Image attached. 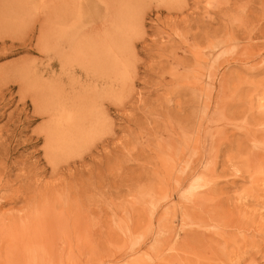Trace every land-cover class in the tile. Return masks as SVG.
I'll list each match as a JSON object with an SVG mask.
<instances>
[{
	"label": "rangeland",
	"instance_id": "rangeland-1",
	"mask_svg": "<svg viewBox=\"0 0 264 264\" xmlns=\"http://www.w3.org/2000/svg\"><path fill=\"white\" fill-rule=\"evenodd\" d=\"M46 1L0 0V264H264V0H68L57 25L73 49L61 46V58L78 42L92 56L111 21L116 74L100 82L59 59L42 77ZM94 8L100 20L89 23ZM45 81L69 94L57 124L34 95ZM120 83L126 95L107 92ZM44 132L65 133L52 154ZM54 152L65 166L47 163ZM26 186L41 191L32 204L57 202L49 221L25 204L34 193L12 198ZM61 198L91 213L59 227Z\"/></svg>",
	"mask_w": 264,
	"mask_h": 264
},
{
	"label": "bare ground",
	"instance_id": "bare-ground-1",
	"mask_svg": "<svg viewBox=\"0 0 264 264\" xmlns=\"http://www.w3.org/2000/svg\"><path fill=\"white\" fill-rule=\"evenodd\" d=\"M71 1V0H70ZM67 2H68V0L67 1H64V0H55V1H50V4L48 5V2L46 1V3H47V9L49 8V6H51L49 9V11H47V13H45V24H44V38L42 37V40H40V41H42V48H43V54H44V56H45V58L47 59V65L44 67V70H43V76L42 77H47V79H48V76H49V78H50V74H51V69L53 68V66H54V62H55V60L56 59H59V61L61 62V61H63V62H65V63H67L68 64V62H69V65H70V63L72 62V64H74V66L76 67V69L78 70V71H80L82 74L83 73H85L87 76H88V79H89V76H90V78H94L97 82H100L101 80H103V81H106L107 79H110L111 77H114L115 76V74H116V72L114 71L113 72V74H112V76L110 77V75H107L108 73H107V71L108 70H110V67L109 68H107L108 67V59H107V55H106V52L105 51H107L108 49H109V43H108V35H110L109 34V32L108 33H106V31H108V28H109V24L111 23V21H109V24H103L102 26L100 25V27L99 28H97L96 30L97 31H100V33H98V35L94 38V40L92 41V44L96 47V48H93V52L91 53V52H89L92 56H90V57H86L85 56V54H83V50H80V49H83V48H85V45H81L80 44V42H78V39L77 38H75L74 39V41L75 42H78L77 43V45H78V48H74V50H72L71 52H70V54H68V56L67 57H63V58H61L63 55L60 53V50H59V48L61 47V46H68V48L69 49H73L72 48V46H71V44L69 43V42H66L65 44H64V42H63V40H62V38H61V36H60V31H59V28H60V25H57V23L59 24V18H60V16L61 15H67L68 14V9H69V7H67ZM42 3V2H41ZM90 5V3L89 4H87L86 6H89ZM108 5V4H107ZM44 6V5H43ZM43 8V7H42ZM106 8H108L107 6H106ZM44 10V9H43ZM42 11V10H41ZM46 11V10H45ZM74 11V10H73ZM72 13V12H71ZM72 14H74V13H72ZM75 15V14H74ZM112 17H114V16H112ZM112 17H111V19H112ZM92 19V21H90L89 23H91V22H96V21H99L100 20V14H99V11L96 9V8H94V14H93V16L91 17ZM157 18V17H156ZM159 19V18H158ZM157 19V20H158ZM57 20H58V22H57ZM61 21V20H60ZM79 21V20H78ZM112 22H115V18H114V20L112 21ZM88 23V22H87ZM117 23H119V22H117ZM71 26V25H70ZM117 26V25H116ZM41 27V26H40ZM121 27V26H120ZM115 28V27H114ZM95 29V28H94ZM63 30V29H62ZM65 30V29H64ZM63 30V31H64ZM42 31V30H41ZM71 33V32H70ZM155 33V32H154ZM108 34V35H107ZM115 35V34H114ZM156 35V34H155ZM159 35V34H158ZM158 37V36H157ZM79 39L81 38V37H78ZM153 38V37H152ZM68 41V40H67ZM141 41H142V39H141ZM149 42H150V40H149ZM74 43V42H73ZM86 44V43H85ZM151 46H152V48H154L153 46H155L156 47V39H154L153 41L151 40ZM164 45V44H163ZM93 46V47H94ZM74 47V46H73ZM146 47V46H145ZM41 48V49H42ZM4 49V48H3ZM79 49V50H78ZM164 49H166L165 47H160L159 48V50L160 51H163ZM88 54V53H87ZM89 54V55H90ZM173 61V60H172ZM171 61H169L168 63H167V65L170 63ZM37 63V62H36ZM64 63V64H65ZM58 64H59V62H58ZM64 64H63V66H64ZM62 65V64H61ZM60 65V66H61ZM73 66V65H72ZM136 66V65H135ZM169 66V65H168ZM38 67V66H37ZM66 67H69V66H66ZM167 67V66H166ZM184 67V66H183ZM190 67V66H189ZM188 67V68H189ZM24 68V67H23ZM29 68V67H28ZM31 68H32V66H31ZM39 68V67H38ZM74 68V67H73ZM113 68V67H112ZM162 68H163V70L165 69V67L163 66V67H161V70H162ZM32 69H34V68H32ZM63 69V68H62ZM66 69V68H65ZM72 69V68H71ZM75 69V70H76ZM28 70H30V69H28ZM68 70H70V69H68ZM149 70V69H148ZM182 70V69H181ZM17 71H19V69L17 70ZM29 72V71H28ZM27 72V73H28ZM36 73H38L37 72V70L35 71ZM69 72V71H68ZM72 72H73V70H72ZM110 72V71H109ZM112 72V71H111ZM165 72V71H164ZM63 73V72H62ZM25 74V73H24ZM30 74H32V71H31V73ZM29 74V75H30ZM84 74V75H85ZM17 75V74H16ZM57 75V74H56ZM77 75V71H74V77ZM85 75V76H86ZM179 75V74H178ZM24 76V75H23ZM51 76H53V75H51ZM120 76V75H119ZM181 76V75H180ZM26 77H27V75H26ZM72 77V76H71ZM110 77V78H109ZM198 77V76H197ZM196 77V78H197ZM1 78V77H0ZM178 78V77H177ZM20 79V78H19ZM43 79H45V78H43ZM64 79V78H63ZM113 79V78H112ZM114 79H117V77L116 78H114ZM179 79H181V78H179ZM34 80V79H33ZM32 80V81H33ZM72 80V79H71ZM87 80V79H86ZM91 80V79H90ZM169 79H167V81H168ZM176 80V79H175ZM202 80V79H201ZM9 81V80H8ZM14 81V80H13ZM12 81V82H13ZM22 81V80H21ZM52 81V80H51ZM51 81H45V82H47V83H39L38 84V87H37V85H36V89L34 88V92H35V94L34 95H38V94H40V92L42 91L43 93H44V96L45 97H43V100L41 101V103L42 102H46V104H45V108L44 109H42L41 110V112H40V114H41V116H44V117H46V118H48V122L49 123H51V122H53V123H56V122H58V117L56 116V114H55V112H56V109H58L59 107H63V103H64V100H65V95H64V92H63V88H62V85L61 86H59L60 87V94H59V96H58V93H59V88L57 87V85L52 89L53 91H54V94H55V96L52 94V92L50 91V88L52 87V86H54L53 85V83H51ZM61 81H62V79H61ZM65 81V80H64ZM67 81V80H66ZM68 81H70V80H68ZM112 81V80H111ZM53 82H54V80H53ZM92 82V83H91ZM91 82L89 81V83H86V85H87V87L89 88V87H91L92 85H93V80H91ZM136 82V81H135ZM135 82H133V83H135ZM7 83V82H6ZM8 83H10V82H8ZM23 83V82H22ZM32 83V82H31ZM38 83V82H37ZM58 83V82H57ZM66 83V82H65ZM74 83V81H72V82H69V84H68V82H67V84L69 85V87H70V89H72V88H74V85H72ZM59 84H60V82H59ZM62 84V83H61ZM86 85H85V87H86ZM108 85V84H107ZM119 86V88H120V90H117V89H115L114 88V86L116 87V84H111V85H108V90H107V92H110V93H113V92H116V91H119L120 93H122L123 95H126L127 93H128V91H127V88H125L124 87V85L123 84H118ZM67 86V85H66ZM94 86V85H93ZM149 86V85H148ZM198 86V85H197ZM202 86V85H201ZM23 87H25V85H23ZM200 87V86H199ZM65 89V88H64ZM91 89V88H90ZM196 89H198V88H196ZM28 90V89H27ZM26 90V91H27ZM29 90H31L30 88H29ZM98 90V89H97ZM78 91H79V89H78ZM104 91H106V88H103L102 89V92H104ZM89 92V91H88ZM101 92V94H104V93H102ZM66 93V92H65ZM205 93V92H204ZM62 94V95H61ZM66 94H68V93H66ZM69 95V94H68ZM81 96V95H80ZM89 96H90V94H89ZM95 96V95H94ZM63 97V98H62ZM96 97V96H95ZM199 97H200V95H199ZM34 98L37 100V98L34 96ZM81 98L83 99V97L81 96ZM79 96H74V95H70V97L68 96V99L66 100V103H71V105L72 106H78V105H80L81 104V101H82V99H81ZM204 98V97H203ZM69 100V101H68ZM87 100H88V98H87ZM203 100V99H202ZM108 100L106 99V98H102V100H101V98H100V101H98L100 104H103L104 102H107ZM84 102V101H83ZM86 103V102H85ZM39 104H40V102H39ZM43 104V103H42ZM40 106V105H39ZM169 107V106H168ZM67 108V107H66ZM62 110V109H61ZM68 110H70V109H68ZM58 111V110H57ZM73 111V110H72ZM181 111V110H180ZM38 112V111H37ZM97 112V111H96ZM73 113V112H72ZM100 114H101V112H99ZM58 114V113H57ZM69 114V113H68ZM31 115H33V114H31ZM99 115V114H98ZM18 116V115H17ZM62 116H63V114H62ZM68 116V115H67ZM60 118V117H59ZM64 120V119H63ZM42 121V120H41ZM60 122V121H59ZM43 123V122H42ZM65 123H66V121H65ZM86 123V122H85ZM45 124V123H44ZM57 124V123H56ZM60 124V123H59ZM46 125V124H45ZM43 126V127H46V126ZM99 125H100V123H99ZM102 125V124H101ZM101 125H100V127H99V129L100 128H102L101 127ZM194 125H196V124H194ZM88 126H90V125H88ZM87 126V127H88ZM97 126V125H96ZM92 127L91 129H94V130H97V128L98 127ZM104 126V125H103ZM189 126H191L190 124H189ZM53 127V126H52ZM56 127V126H55ZM58 127V126H57ZM60 127V126H59ZM62 127V126H61ZM54 128V127H53ZM72 128V127H71ZM104 128V127H103ZM102 128V129H103ZM47 129V128H46ZM105 129V128H104ZM103 129V130H104ZM188 129V128H187ZM1 130H2V128H1ZM15 130V129H14ZM62 130V129H61ZM11 131V130H10ZM19 131V130H18ZM54 131V130H53ZM105 131V130H104ZM174 132V131H173ZM17 133V132H16ZM45 133V132H44ZM43 133V134H44ZM62 132H47V133H45L44 135H47V137H45V139H44V141H45V150H46V152H48V153H50V154H52V151H51V149L54 147V146H59V144H60V140H58L59 138H60V134H61ZM64 133V132H63ZM62 133V134H63ZM103 133V132H102ZM65 134V133H64ZM105 134V133H104ZM213 134V133H212ZM9 135H10V133H9ZM13 135H14V133H13ZM81 135V134H80ZM75 136V137H73V136H71V140L73 141V140H76V139H78V140H80V138H82L83 136L85 137L86 135L85 134H82L81 136ZM108 135V134H107ZM67 136V135H66ZM65 136V137H66ZM43 137V138H44ZM43 138H41V139H43ZM65 139V138H64ZM107 138H105L104 140H106ZM109 139V138H108ZM107 139V140H108ZM10 140V139H9ZM30 141H31V139H30ZM66 141H67V139H66ZM65 141V142H66ZM11 142V141H10ZM39 142V141H38ZM10 144V143H9ZM67 144H68V142H67ZM66 144V145H67ZM75 144V142L73 141V145L72 146H75L74 145ZM65 145V144H64ZM0 146H2V145H0ZM50 147H52V148H50ZM66 148V147H65ZM68 148H69V145H68ZM72 148H74V147H72ZM7 149V148H6ZM57 149V148H56ZM75 149V148H74ZM65 150V149H64ZM70 150H71V148H70ZM73 150V149H72ZM2 151V150H1ZM4 151H5V148H4ZM76 151V150H75ZM62 152V151H61ZM74 152V151H73ZM56 152H54V157L52 158L51 156H49L48 157V161H47V163L48 164H50L51 165V167L53 166V167H58L59 166V164L60 163H62V165L63 166H65L66 164H64V162H63V160L62 159H60V157L57 155V154H55ZM7 154V153H6ZM6 154L4 155V156H6ZM80 160V159H79ZM5 161V160H4ZM6 161H7V159H6ZM68 162V161H67ZM5 163V162H4ZM47 164V165H48ZM68 164V163H67ZM45 165V164H44ZM0 167H2V166H0ZM28 167V166H27ZM61 167V166H60ZM4 168V167H3ZM35 168V167H34ZM4 169H6V168H4ZM37 169V168H36ZM53 169V168H52ZM3 170V169H2ZM8 170V169H7ZM4 172H5V170H3ZM28 171V170H27ZM41 171V170H40ZM3 172V173H4ZM7 172V171H6ZM53 172V171H52ZM30 173V172H29ZM38 173V172H37ZM1 175V174H0ZM7 175H8V173H7ZM29 175V174H28ZM27 175V176H28ZM27 176L24 174L23 175V177H24V179H26L27 178ZM4 177V176H3ZM18 177H19V175H18ZM6 179V178H5ZM31 180V179H30ZM34 180V179H33ZM4 181V180H3ZM35 181V180H34ZM33 182V181H32ZM27 183V182H26ZM26 183H25V181H24V184L26 185ZM2 184H4V182L2 183ZM6 184H8L9 185V183L8 182H6L5 183V186H6ZM20 184V183H19ZM30 184V183H29ZM37 184V183H36ZM15 185V184H14ZM18 185V184H17ZM31 185V184H30ZM3 186V185H2ZM21 186V185H20ZM23 186V185H22ZM37 186V185H36ZM38 186H39V184H38ZM56 186V185H55ZM7 188H9L10 189V185L9 186H6ZM30 187V186H29ZM28 186H26L25 187V189H23L22 190V192H20L19 191V194L17 195H15V193L13 194V195H11L12 196V198L13 197H17V199L19 198L20 199V196L19 195H21V196H23L24 198H25V196L24 195H30V194H33L34 193V189L33 188H29ZM4 188V187H3ZM21 189V188H20ZM54 189V187L53 186H50V187H44V190L45 191H54L53 190ZM72 189H74V188H72ZM12 190V189H11ZM78 190V191H77ZM10 191V190H9ZM86 191V189L84 188V187H78L77 189H76V191H75V194L76 193H78V192H85ZM10 192H12V191H10ZM39 193H41V191H38L32 198H30V199H28L26 202H25V204L27 203V202H29V204L31 203V208H30V210L31 209H33L34 211H35V216H34V218L35 219H40V223H44L43 222V220H44V218H46L47 216H49L50 215V213H52L53 212V210L52 209H55V207L57 206V202L56 201H53V202H49V204H46V205H43V204H41V203H33L32 204V202H33V200L35 199V197L37 196V195H39ZM48 194L49 193H47V194H44L43 196H41L40 198H41V201H43V199H45V201L48 203V197H52V195H50V196H48ZM11 198V197H10ZM62 199V201H60V202H63L64 203V205L63 204H61L60 206H61V210H60V212L59 213H61V212H63L62 214H64L65 213V215H61V217H59V219H57L56 218V220H55V217L53 218L54 220H53V222L55 223V224H60V221H62L61 222V226H59V227H62L63 226V223H72L73 221L76 223L79 219L81 220V219H84V218H80L79 216H81L80 215V213L79 212H83V211H86L87 212V214L88 213H91V212H89V211H87V210H85L84 208V210L82 211L81 209H77V215L75 214L76 212L74 211V209H73V211H72V208L70 209L69 207H68V205H69V200L68 199H66V198H61ZM9 203V202H8ZM79 203V202H78ZM84 206V205H83ZM86 206V205H85ZM77 207H78V205H77ZM86 207H88V206H86ZM74 208V207H73ZM80 208H82V207H80ZM36 209V210H35ZM76 210V209H75ZM81 210V211H80ZM89 210V209H88ZM85 212V213H86ZM216 212V211H215ZM32 213H33V211H32ZM48 213H49V215H48ZM58 213V211L56 212V214H59ZM84 213V212H83ZM217 213H218V211H217ZM86 214V215H87ZM85 214H84V216H86ZM92 215V214H91ZM218 215H219V213H218ZM46 216V217H45ZM60 216V215H59ZM83 216V215H82ZM81 216V217H82ZM8 217V216H7ZM28 216H26V218H27ZM44 217V218H43ZM217 217V214H216V216H215V218ZM20 218V217H19ZM33 218V217H32ZM74 218V219H73ZM89 218V217H88ZM13 219V218H12ZM64 219H65V221H64ZM86 219V218H85ZM217 219H218V217H217ZM220 219V218H219ZM47 220H48V217H47ZM87 220V219H86ZM90 220V219H89ZM88 220V221H89ZM224 220V219H223ZM14 221V220H13ZM33 221L34 220H32V223H33ZM49 221V220H48ZM68 221V222H67ZM52 222V223H53ZM79 222V221H78ZM215 222H216V219H215ZM20 223V222H19ZM69 223V224H70ZM46 224V223H45ZM69 224H68V226H69ZM20 225H22V224H20ZM25 225V224H24ZM29 225V224H28ZM41 225V224H40ZM78 225V224H77ZM90 225V224H89ZM88 225V226H89ZM229 225V224H228ZM228 225L226 226V225H223L224 227H228ZM44 226V225H43ZM43 226L41 225V227H40V229H42L43 228ZM53 226H54V224H53ZM79 226V225H78ZM75 227H77L76 225H75ZM230 227V226H229ZM28 228V227H27ZM89 228V227H88ZM44 229V228H43ZM42 229V230H43ZM76 229V228H75ZM87 229V228H86ZM26 230V229H25ZM88 230V229H87ZM91 230V229H90ZM114 230V229H113ZM58 231H60V229L58 230ZM83 231V230H82ZM79 232V231H78ZM113 232V231H112ZM116 232V231H115ZM22 233V232H21ZM40 233V232H39ZM111 233V232H110ZM154 233V232H153ZM60 234V233H59ZM38 235V234H37ZM78 236V235H77ZM76 236V237H77ZM111 236V235H110ZM29 237V236H28ZM57 237V236H56ZM56 237H54V238H56ZM21 238V237H20ZM27 238V237H26ZM32 238H33V236H32ZM38 238V237H37ZM42 238V237H41ZM53 238V237H52ZM39 239V238H38ZM79 239V238H78ZM118 239V238H117ZM26 240V239H25ZM47 241V240H46ZM29 242V241H28ZM87 242V241H86ZM23 244V243H22ZM55 245V244H54ZM194 245H196V244H194ZM51 246V245H50ZM53 248V247H52ZM22 249V248H21ZM51 249V248H50ZM50 249H48V250H50ZM47 250V249H46ZM256 250V249H255ZM50 251H52V250H50ZM49 251V252H50ZM67 251V250H66ZM211 252V251H210ZM209 252V253H210ZM42 253V252H41ZM216 253H217V251H216ZM51 255V254H50ZM55 255V254H54ZM53 255V256H54ZM52 256V255H51ZM212 257H214V256H212ZM216 257V256H215ZM54 259H55V257H53ZM57 258V257H56ZM240 259V258H239ZM244 260V259H243ZM52 261V260H51ZM254 262V261H253ZM58 263V262H57ZM238 263V262H237ZM240 263V262H239ZM208 264V263H207Z\"/></svg>",
	"mask_w": 264,
	"mask_h": 264
}]
</instances>
